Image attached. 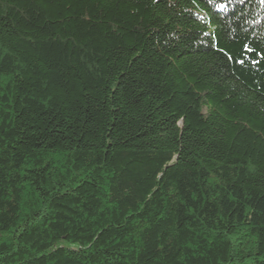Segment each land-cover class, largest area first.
<instances>
[{"label": "trees", "instance_id": "trees-1", "mask_svg": "<svg viewBox=\"0 0 264 264\" xmlns=\"http://www.w3.org/2000/svg\"><path fill=\"white\" fill-rule=\"evenodd\" d=\"M0 264H264V0H0Z\"/></svg>", "mask_w": 264, "mask_h": 264}, {"label": "snow or ice", "instance_id": "snow-or-ice-1", "mask_svg": "<svg viewBox=\"0 0 264 264\" xmlns=\"http://www.w3.org/2000/svg\"><path fill=\"white\" fill-rule=\"evenodd\" d=\"M221 7H223V6H221Z\"/></svg>", "mask_w": 264, "mask_h": 264}]
</instances>
